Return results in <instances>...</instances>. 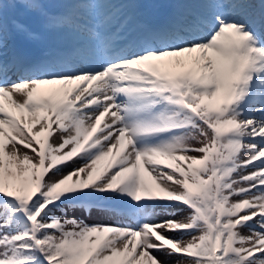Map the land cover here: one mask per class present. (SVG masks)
<instances>
[{
	"label": "snow or ice",
	"instance_id": "obj_1",
	"mask_svg": "<svg viewBox=\"0 0 264 264\" xmlns=\"http://www.w3.org/2000/svg\"><path fill=\"white\" fill-rule=\"evenodd\" d=\"M17 2L0 0V264H264V0H173L159 25L135 3L86 23L101 0H19L38 57L10 49L42 38Z\"/></svg>",
	"mask_w": 264,
	"mask_h": 264
},
{
	"label": "rangeland",
	"instance_id": "obj_2",
	"mask_svg": "<svg viewBox=\"0 0 264 264\" xmlns=\"http://www.w3.org/2000/svg\"><path fill=\"white\" fill-rule=\"evenodd\" d=\"M134 0H101V5L95 11H88L87 8H81L78 13L84 14L81 18L83 22L95 23L99 21L104 15L109 13L110 11H117L112 9L113 4H127L132 3ZM190 7H195V5H190ZM130 13L135 12L138 13L137 10H129ZM92 13L91 16L94 18L87 17V14ZM9 20H18L21 23L28 26H40L42 29V18L34 11L28 10L24 8L19 0L17 2V6L14 9L9 10ZM115 23V21L113 22ZM11 25V24H10ZM44 30V29H43ZM55 142H59V137H55ZM73 167V165H69L64 169L65 172L69 171ZM187 213L181 212L176 216V219H180L184 217ZM69 216H76L80 219H83L89 223H108L111 221V218L103 213H86L82 210H77L75 212L70 211ZM244 234H248L247 229L244 230ZM189 237L185 236L184 239L187 240ZM174 259V258H173Z\"/></svg>",
	"mask_w": 264,
	"mask_h": 264
},
{
	"label": "bare ground",
	"instance_id": "obj_3",
	"mask_svg": "<svg viewBox=\"0 0 264 264\" xmlns=\"http://www.w3.org/2000/svg\"><path fill=\"white\" fill-rule=\"evenodd\" d=\"M152 2L151 0H135L134 3L135 4H138L140 5V7L138 9H142L144 11L146 10H152L153 7H152ZM142 4V5H141ZM156 6H165L166 8H171L170 7V3L168 2V0H158ZM15 38V40L12 42H10L9 44L10 45H13V44H17V43H22L26 38L20 34H16L15 32H12L11 33V38ZM15 47V45H13Z\"/></svg>",
	"mask_w": 264,
	"mask_h": 264
},
{
	"label": "trees",
	"instance_id": "obj_4",
	"mask_svg": "<svg viewBox=\"0 0 264 264\" xmlns=\"http://www.w3.org/2000/svg\"><path fill=\"white\" fill-rule=\"evenodd\" d=\"M95 212V211H94ZM96 213H99V212H96Z\"/></svg>",
	"mask_w": 264,
	"mask_h": 264
}]
</instances>
